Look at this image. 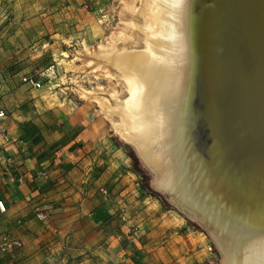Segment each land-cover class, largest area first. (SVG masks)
Listing matches in <instances>:
<instances>
[{
	"label": "water",
	"instance_id": "obj_1",
	"mask_svg": "<svg viewBox=\"0 0 264 264\" xmlns=\"http://www.w3.org/2000/svg\"><path fill=\"white\" fill-rule=\"evenodd\" d=\"M183 75L155 190L229 249L264 247V0H180Z\"/></svg>",
	"mask_w": 264,
	"mask_h": 264
},
{
	"label": "crops",
	"instance_id": "obj_2",
	"mask_svg": "<svg viewBox=\"0 0 264 264\" xmlns=\"http://www.w3.org/2000/svg\"><path fill=\"white\" fill-rule=\"evenodd\" d=\"M5 5L13 17L8 25H2L7 16H0V76L4 80L0 110L7 114L8 133L17 137L30 128L27 121L35 112L29 113L28 108L40 95L38 91L26 93L30 87L22 84V78L30 74L28 64L34 57L60 50L61 41L75 38L72 10L77 0H0V11ZM44 117L48 115L44 113ZM95 134L100 135L85 129L78 138L83 148L63 159L52 150L47 152L43 144L36 146L38 152L34 153L19 144L0 141V200L7 205L0 215V230L22 242V248L7 256L3 264H110L120 260L123 253L105 222L113 208L98 190L116 175L112 181L116 194L128 180L121 179L119 164L108 159L103 140L99 147L93 145L90 139L97 138ZM132 194L127 189L117 198H134ZM38 209L45 213L46 221L37 217ZM132 213L129 210L130 225L135 221ZM159 216L161 223L162 214ZM158 230L160 227L153 232Z\"/></svg>",
	"mask_w": 264,
	"mask_h": 264
},
{
	"label": "rangeland",
	"instance_id": "obj_3",
	"mask_svg": "<svg viewBox=\"0 0 264 264\" xmlns=\"http://www.w3.org/2000/svg\"><path fill=\"white\" fill-rule=\"evenodd\" d=\"M126 1L77 0L72 10L76 21L75 38L61 41L60 50L34 57L33 63L28 64L27 72L39 78L42 88L27 87L26 93L38 91L40 94L34 97L37 100L34 105L28 102L29 113L35 112V115L28 119L30 128L26 133L11 136V144H19L34 153L38 152L35 147L43 144L47 152L52 150L63 159L83 148L78 138L85 129L102 135L95 134L94 140L90 137L91 142L97 148L103 140L101 144L108 159L119 164L121 179L128 180L116 194L113 193L115 182H112L116 175L98 190L113 208L105 222L112 228L114 240L123 253L117 263L110 264H221L222 257L208 233L153 188L152 176L137 157L134 146L115 133L102 111L101 101L114 103L113 96L122 90L113 76L114 69L99 58L102 46L107 47L113 36L122 33L134 47L141 48L135 33L125 28V20L130 19L124 9ZM1 15L7 16L2 25H8L13 17L11 8L6 6L0 11ZM50 64H55L56 76L47 79L44 72ZM44 113L48 117H44ZM51 121H54L53 126ZM103 138L108 141L104 142ZM111 144L116 147L112 148ZM127 189L133 192L134 198H117ZM129 210H133L135 218L131 225ZM159 227L160 230L153 232Z\"/></svg>",
	"mask_w": 264,
	"mask_h": 264
},
{
	"label": "bare ground",
	"instance_id": "obj_4",
	"mask_svg": "<svg viewBox=\"0 0 264 264\" xmlns=\"http://www.w3.org/2000/svg\"><path fill=\"white\" fill-rule=\"evenodd\" d=\"M124 9L130 16L125 28L135 33L141 48L122 33L102 46L99 58L114 69L122 90L113 96L114 103L105 99L101 107L115 133L157 168L163 158L157 146L167 139L169 109L183 75L180 0H127ZM223 264H264V247L245 253L229 249Z\"/></svg>",
	"mask_w": 264,
	"mask_h": 264
},
{
	"label": "built area",
	"instance_id": "obj_5",
	"mask_svg": "<svg viewBox=\"0 0 264 264\" xmlns=\"http://www.w3.org/2000/svg\"><path fill=\"white\" fill-rule=\"evenodd\" d=\"M55 64H50L45 72L44 76L47 79L54 78L56 76V68ZM22 82L31 88L34 89H40L42 88V82L39 80V78L34 74H28L22 78ZM4 88V80L0 76V92ZM7 118V114L5 111L0 110V141L7 145L11 144L13 142V138L8 133L6 127H5V119ZM19 181H22L21 178L18 179ZM107 192V191H105ZM7 211V205L3 200H0V215L4 214ZM37 217L42 220L46 221L47 216L44 212H42L40 209L37 210L36 213ZM22 248V242L14 237L10 232L8 231H2L0 230V264H3V261L7 256L14 255L16 252H18Z\"/></svg>",
	"mask_w": 264,
	"mask_h": 264
}]
</instances>
